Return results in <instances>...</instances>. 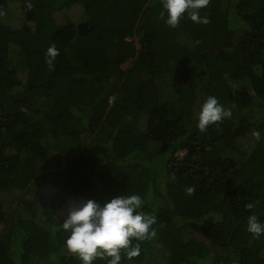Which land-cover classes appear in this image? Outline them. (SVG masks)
Segmentation results:
<instances>
[{
  "label": "trees",
  "instance_id": "trees-1",
  "mask_svg": "<svg viewBox=\"0 0 264 264\" xmlns=\"http://www.w3.org/2000/svg\"><path fill=\"white\" fill-rule=\"evenodd\" d=\"M49 3L0 0V207L16 202L0 264H81L57 213L117 194L155 217L120 264H264V234L247 231L264 222V0H209L206 23L174 28L162 0H65V26ZM208 96L230 115L202 132Z\"/></svg>",
  "mask_w": 264,
  "mask_h": 264
},
{
  "label": "clouds",
  "instance_id": "clouds-1",
  "mask_svg": "<svg viewBox=\"0 0 264 264\" xmlns=\"http://www.w3.org/2000/svg\"><path fill=\"white\" fill-rule=\"evenodd\" d=\"M209 0H162L163 9L167 16L165 23L176 27L181 17L187 13L189 19L196 23H206L199 10L206 7ZM164 16V12L161 13ZM58 54L55 45L46 52V61L50 65ZM230 115L218 102L215 96H208L201 105L197 128L205 131L213 123L221 121ZM257 139L260 134L253 133ZM192 187L186 192L191 194ZM142 199L139 195L117 194L103 204L88 199L80 202H69L64 209V218L60 227L69 233L64 241L66 250L79 257L81 264H93L97 257H110L108 264H120L121 249L127 257H135L140 253L139 244L131 245V240H144L150 235V227L155 217H149L141 210ZM248 208H252L250 203ZM247 231L259 237L264 234V222L255 214L247 219Z\"/></svg>",
  "mask_w": 264,
  "mask_h": 264
},
{
  "label": "rangeland",
  "instance_id": "rangeland-1",
  "mask_svg": "<svg viewBox=\"0 0 264 264\" xmlns=\"http://www.w3.org/2000/svg\"><path fill=\"white\" fill-rule=\"evenodd\" d=\"M65 0H50L46 19L47 24L49 26H65L70 22V19L66 16L65 12L61 10V7L63 6ZM10 67L16 68V69H22L25 66V58L22 56H16L14 58H11L10 60ZM51 103L45 100H41L39 103V108L46 109L48 106H50ZM0 143V147H1ZM7 146V145H5ZM62 147L73 151L77 148V146L70 142V141H63ZM6 150V149H5ZM32 197V191L27 190L24 193V198H31ZM16 202H5L1 205L0 210L3 211L6 215L10 214L11 210L15 206ZM64 211H59L57 213V219L59 221H62L64 218ZM4 225H0V232L3 229Z\"/></svg>",
  "mask_w": 264,
  "mask_h": 264
}]
</instances>
